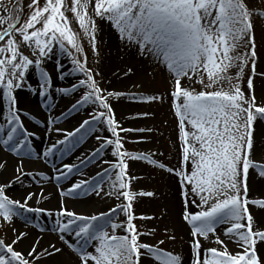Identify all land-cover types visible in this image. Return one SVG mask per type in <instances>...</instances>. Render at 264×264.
<instances>
[{"label": "snow or ice", "instance_id": "snow-or-ice-1", "mask_svg": "<svg viewBox=\"0 0 264 264\" xmlns=\"http://www.w3.org/2000/svg\"><path fill=\"white\" fill-rule=\"evenodd\" d=\"M73 19L94 54L99 19L123 47L171 74L176 165L125 148L122 133L145 129L123 127L113 98L163 102L164 96L103 87ZM260 19L264 11L256 0H29L26 15L21 0L11 6L0 0V222L13 232L0 238V264H186L181 252L160 247L164 239L148 242L154 228L141 232L134 223L154 219L134 212L139 197L154 193L134 190L139 178L129 173V161H145L175 180L189 264H264V196H250L251 182L264 184V161L253 159L258 147L264 154V133L257 139L264 103L255 95L256 79L264 83V72L257 71ZM57 49L71 60V72L56 59ZM132 72L130 67L125 75ZM72 75L75 80L68 79ZM26 97L38 99L39 113L24 107ZM59 100L67 104L57 112ZM85 110L77 124L61 125ZM89 138L95 146L81 151ZM90 165L95 174L85 171ZM82 196L118 203L90 213L67 204ZM20 217L25 228L49 218L53 227L40 225L29 240L30 232L15 227ZM176 232L165 227L173 243ZM45 233L55 239L45 243Z\"/></svg>", "mask_w": 264, "mask_h": 264}, {"label": "rangeland", "instance_id": "rangeland-1", "mask_svg": "<svg viewBox=\"0 0 264 264\" xmlns=\"http://www.w3.org/2000/svg\"><path fill=\"white\" fill-rule=\"evenodd\" d=\"M4 4L11 6L12 0H2ZM29 0H22V5L24 6L25 15L27 14V4ZM70 3V0H69ZM258 9L264 11V0H256ZM69 17L72 18V14L68 13ZM97 25L99 26L96 33L97 37V48L98 55L94 54L91 51V48L88 44V39L79 29L75 20L73 19V28L79 33V42L82 43L85 51L87 52L88 65L89 67L96 70L100 73V76H97V80L102 82V86L109 88L113 91H121L127 94L138 96L143 93L144 95H163L164 101L159 100L153 102H140L138 99H131L129 95H125L120 98H113L112 104L114 111L116 112L117 119L120 120L121 124L125 128L131 129H145V131H132L129 133H122L126 136L125 148L134 153H155L156 157L161 162L165 163L168 166H174L177 163V153L180 147V142L178 140V128H177V118L174 115V110L171 108L169 103L168 93L171 89V80L170 73L167 71L166 67L162 64H158L151 57V62L153 64L152 69L147 75H142L138 77L137 75L133 76L132 80L128 81L125 79L127 75L125 72L127 70L123 65H119L115 71L119 77V82L115 84L109 78L111 73L110 66L112 64V59L116 57L117 52H124L126 47H123L121 42L118 41L115 31L110 28L105 21H100L97 19ZM261 26H264V19L257 20V30H256V46L258 53L257 61V71L264 72V35L261 33ZM115 56V57H114ZM57 60L67 63L70 65L65 70L71 72L73 65L71 60L65 57V54L60 52L57 49ZM53 63V62H52ZM51 62L46 65V67H51ZM247 72V70H246ZM125 75V77H124ZM75 75L69 76V80H75ZM126 80V81H125ZM128 81V82H127ZM68 81H61V83H67ZM235 83V81H233ZM185 86H187V81H184ZM264 83L260 79H256L255 87L258 86V89L255 90V95L257 98V103H264ZM246 87V85H242ZM134 87V88H133ZM135 87L137 89H135ZM197 90H200L199 85L196 86ZM227 89V85H225ZM33 97L32 99H34ZM67 101V100H63ZM61 100L59 101L60 104ZM36 104V100L34 102ZM25 105L28 109H35V104ZM38 106V105H37ZM87 108V106H86ZM57 112L59 108L57 107ZM147 113V115H144ZM87 116V111H81L79 114H73L70 118L71 123L66 122V120L61 121L62 126L71 127L72 125L77 124L79 120ZM150 129V131H149ZM264 133V127H257V138L260 137V134ZM88 145H83L82 149L87 146V148L93 147L96 144L94 138L87 139L86 143ZM162 154V155H161ZM67 159V157H65ZM254 159V157H253ZM95 167L90 165L85 171L92 173ZM129 173L132 176L138 177L139 179L133 180V188L136 191H151L154 193L152 197H139L136 202H134V212L137 217L140 216H151L154 217L152 220H141L137 218L134 223L140 229L141 232H148L150 228H154L155 232L153 235L148 237V242L156 243L159 239H164L165 243L160 245L163 249H175L177 252L183 251L184 239L179 237L183 236L180 226L178 224L177 214H174L172 211L173 203L170 198L176 191V182L171 178L166 172H163L159 168L149 165L145 161H129ZM93 174V173H92ZM27 183V182H26ZM250 196L253 199H257L258 195L255 191L250 190ZM89 197L94 196H82L76 199L75 201H83ZM71 199V198H70ZM94 203L98 206H108L101 211H106L110 207L115 206L118 201L114 199H106L104 201L99 200L94 197ZM167 205V208H165ZM75 211L81 212L84 210V207L81 204H74L71 206ZM198 210V209H196ZM167 211V216H163V213ZM95 212V211H94ZM82 213V212H81ZM90 213V212H86ZM163 217V218H160ZM42 219H35L32 221L33 225L37 227L29 226L27 229L33 228L37 229L40 225ZM2 224V222H0ZM24 227L23 217H20L16 224ZM167 226L168 234L171 233L173 226L176 227L177 240L173 243L167 239L165 233V227ZM222 226H218V230ZM11 226L2 224L0 226V238L8 240L13 237V232L10 230ZM217 230V234L218 233ZM120 234V233H118ZM221 239L227 238L221 235ZM207 242V241H206ZM211 247H215L214 243L210 244ZM230 243L228 244L229 248Z\"/></svg>", "mask_w": 264, "mask_h": 264}, {"label": "bare ground", "instance_id": "bare-ground-1", "mask_svg": "<svg viewBox=\"0 0 264 264\" xmlns=\"http://www.w3.org/2000/svg\"><path fill=\"white\" fill-rule=\"evenodd\" d=\"M63 63H64V66L67 69L70 67L69 64L66 65L67 63H65V62H63ZM119 65H123V67L126 70H128L130 67L132 68V70H133L132 73H129L127 75V77H125V75H124L125 79L128 80V81L132 80L133 79L132 77L135 76V75H137L138 77H140L142 75H147V73H149L150 70L153 67V64L151 62L150 57H141L139 55H136L135 54V50L129 51L126 48L124 50V52H117L116 53V57L114 59H112V64L110 66L111 73L109 74V78L112 80V82H115V84H117L119 82V77H118V75H117V73L115 71V69ZM51 66H53V63L51 64ZM49 69H51V67H49ZM263 87H264V85H263ZM256 88L258 89V86L255 87V90H257ZM135 89H137V88L135 87ZM32 98L33 97H30V98L26 97L25 98L24 107H25V105L33 104L35 102V100H36V104L38 105V99L36 97L34 99H32ZM59 101H58V108H59V111H60L67 104V101L61 100L60 104H59ZM37 105H36V108L35 109H31V111L39 113V109H38ZM66 122H68V121H66ZM257 139H260V137L257 138ZM85 145H88V142L85 143ZM85 149H88L87 146H85L83 149H81V151H83ZM254 161H257V162L264 161V154L261 153V150H260L259 147L257 148L256 155L254 157ZM95 171H97L96 168L94 169V171L92 173L95 174ZM20 190H22V189H18L17 191H20ZM250 190L255 191L256 194L258 195V198H261L262 196H264V184L251 182ZM49 195L52 196V200H51V204H49L48 206L49 207H53L56 204V197L51 193V190H49ZM170 200L173 203L172 211H173L174 214H177V217H178V212H179V209H180V203H179V197L177 195V191H175V193L172 195ZM67 204L70 205V206H72L74 204H81L84 207V210L81 211L82 213L94 212V211L98 212V211H101V209H104V208H106L108 206V204H105L104 206H98V204L96 205L94 203V197H89V198H87V199H85L83 201H75V200H72V199L69 198L67 200ZM178 224L180 226V229H181L182 233L184 234V246H183L182 254L184 256L186 264H189L190 258H191V252H190L189 246L185 243V241L188 240L189 237L187 235V230L185 228L181 227L179 219H178ZM39 225H44L47 228H51V227H53V221H52L51 218H49L47 221L41 220ZM17 227L21 228L24 231H28V232L31 233V235L29 236V240H31L34 236H36L37 232L39 230V227L37 229H33V228L27 229V228H25V227H23V226H21L19 224L17 225ZM218 233L220 234V229L218 230ZM120 234H123V233H120ZM44 235H45V240H44L45 243H47V241L50 240V239H55L54 234L45 233ZM26 244H27V242H25V246H26ZM205 244L208 247H211L209 244H207L206 241H205ZM230 247L233 248L234 245L231 244Z\"/></svg>", "mask_w": 264, "mask_h": 264}]
</instances>
